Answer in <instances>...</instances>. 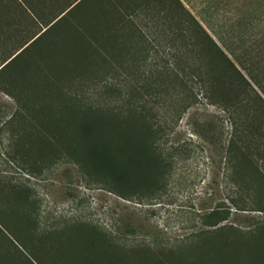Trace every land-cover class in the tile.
I'll return each mask as SVG.
<instances>
[{"label":"rangeland","instance_id":"obj_1","mask_svg":"<svg viewBox=\"0 0 264 264\" xmlns=\"http://www.w3.org/2000/svg\"><path fill=\"white\" fill-rule=\"evenodd\" d=\"M186 1L190 11L163 9L157 20L136 15V26L97 27L87 16L80 27H54L36 46L41 68L29 67L22 79L52 109L47 119L21 112L13 125L15 145H7L13 157L6 154L7 131L0 122V264H138L183 248L191 250L189 260L172 255L175 264H264V179L240 150L235 159L229 155L230 110L194 71L196 43L208 40L198 21L220 43L242 27L245 48L264 34V0ZM96 34L113 41L99 48L104 61L87 43L69 44ZM5 45L0 56L18 46ZM75 57V69L96 75L97 85L111 78L124 86V96L145 103V141L160 153L162 171L142 201L125 198L107 177L87 172L60 140L71 121L62 105L86 89L71 75ZM88 58L96 61L92 67ZM127 100L117 97L114 106ZM8 106L18 107L0 91V115ZM229 206V218L211 225L210 212Z\"/></svg>","mask_w":264,"mask_h":264},{"label":"trees","instance_id":"obj_2","mask_svg":"<svg viewBox=\"0 0 264 264\" xmlns=\"http://www.w3.org/2000/svg\"><path fill=\"white\" fill-rule=\"evenodd\" d=\"M174 1L185 8L181 0ZM193 16L195 19V15ZM249 20L250 28L252 21L251 18ZM197 25L199 32L204 33L208 40L196 43L198 61L194 71L207 85L209 94H217L218 103L230 110L233 133L228 144L229 155L235 159L236 152L240 150L242 159L245 158L255 173L261 174L264 179V161L261 164V158L264 159V34L254 38L252 42L250 40V44L243 48L242 27L238 33L232 32L235 34L233 40L220 43L200 21ZM51 29L53 28L44 29L37 37H32L30 43L11 47L12 51L8 55L0 56V80H3L0 91L11 96L18 106L15 110L8 106L0 115V122L3 121L7 131L4 145L7 156L10 154L7 145H15L13 141L17 132L13 125L17 118H22V111V114H27L28 117L48 118L49 103L42 99L41 95L36 97L34 89L25 85L22 78L25 77L24 73L32 72L29 67L36 70L41 68L40 60H37L34 53L39 50L36 46L44 43L43 40L46 42ZM107 36L96 34L90 40H72L69 44L87 43L91 50L97 52L98 56L95 58L101 57L104 61L107 55L100 54L99 48L101 44L113 43ZM72 47L77 50L75 45ZM91 58L86 59L87 66L90 67L96 62ZM77 61L80 60L76 57L71 60V75L81 83L85 82L82 88L86 89L81 96L71 94L68 101L62 105L67 113L69 112L71 121L62 131L60 140L66 142L68 149L72 151L70 154L87 172L107 177L112 183L111 188L125 198L134 199L137 195L142 201L145 189L155 186L154 182L162 171L160 153L155 146L145 141V124L141 122L145 120V103H137L132 101L133 97L124 96L127 95L124 86H116L111 78H106L105 83L97 85L94 82L96 75L90 77L87 74L85 77L84 74L89 73L88 70L75 69ZM120 96L128 99L127 105H123V101L120 107H115L116 98ZM133 119L139 121L138 125L134 126L133 122L130 124ZM51 123L43 120L41 124ZM14 157L19 158V155ZM234 203L239 206L237 202ZM231 211L232 206L224 213L214 208L208 215L211 218L210 224L218 225L222 220L229 218ZM179 251H165L166 259L147 258L138 264H175L172 255H180L187 262L189 259L185 256L191 250L183 248ZM121 256L126 258L124 253ZM130 257L134 263L138 262L132 254Z\"/></svg>","mask_w":264,"mask_h":264},{"label":"crops","instance_id":"obj_3","mask_svg":"<svg viewBox=\"0 0 264 264\" xmlns=\"http://www.w3.org/2000/svg\"><path fill=\"white\" fill-rule=\"evenodd\" d=\"M160 10L175 13L183 7L174 0H0V44L30 43L47 28L80 27L87 16L98 21L97 27L136 26V15L157 20Z\"/></svg>","mask_w":264,"mask_h":264}]
</instances>
